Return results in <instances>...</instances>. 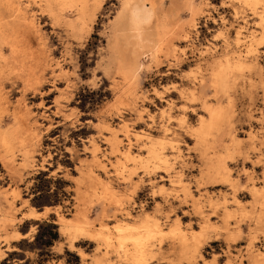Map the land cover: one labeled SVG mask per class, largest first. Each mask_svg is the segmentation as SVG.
<instances>
[{
  "label": "rangeland",
  "instance_id": "374dc122",
  "mask_svg": "<svg viewBox=\"0 0 264 264\" xmlns=\"http://www.w3.org/2000/svg\"><path fill=\"white\" fill-rule=\"evenodd\" d=\"M89 1L0 0V264H264V0H145L134 75Z\"/></svg>",
  "mask_w": 264,
  "mask_h": 264
},
{
  "label": "bare ground",
  "instance_id": "6f19581e",
  "mask_svg": "<svg viewBox=\"0 0 264 264\" xmlns=\"http://www.w3.org/2000/svg\"><path fill=\"white\" fill-rule=\"evenodd\" d=\"M73 1H76L77 3L80 4V13L82 16L81 19H83V21L86 20L89 17L90 1L89 0H73ZM156 16L157 15L155 9L148 8V5L145 0H127L125 2L124 12L120 17L119 23L114 29L115 30L114 36L117 47V53H119L118 56L120 58H123L121 61L122 63L121 62L120 63L123 64L125 67H127L128 74L134 75L135 72L137 73L136 70L138 68V65H140L139 61L142 57H149L151 59H156L158 57V53L163 48L164 45L163 39L159 35L160 27L154 26ZM121 47L125 51V56H127L126 58H124L125 56L124 53L122 52ZM118 61L119 60H117V64ZM124 72L126 71L124 70ZM164 160H166V157L164 158ZM123 231L124 229L120 230V232Z\"/></svg>",
  "mask_w": 264,
  "mask_h": 264
}]
</instances>
